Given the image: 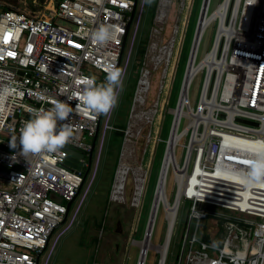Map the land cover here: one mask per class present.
<instances>
[{
    "label": "built area",
    "instance_id": "built-area-1",
    "mask_svg": "<svg viewBox=\"0 0 264 264\" xmlns=\"http://www.w3.org/2000/svg\"><path fill=\"white\" fill-rule=\"evenodd\" d=\"M45 2L40 15L11 8L0 12V264H36L62 223L66 204L78 193L82 173L66 166V150L86 159L102 116L80 101L83 81L95 77L96 84H102L106 66H118L135 5V0ZM209 4V23L199 41L209 28L211 39L199 61L196 51L193 80H188L186 91L183 80L178 95L183 106L176 113V105L173 114L174 137L181 136L164 179L171 172L174 198L179 200L164 264L185 202L188 214L176 264H264V184L249 188L234 175L249 169L255 150L264 144V0H219L214 9H208ZM101 25L114 31L106 45L92 39ZM148 74L144 71L138 81V103L149 90V80H142ZM197 76L200 82L191 105L189 91ZM58 100L74 109L67 121L73 130L70 142L59 153L29 156L26 161L18 137L31 118L29 109L47 110ZM14 137L16 148L10 146ZM79 162L85 169L87 162ZM211 220L223 233L218 247L201 239L203 224ZM166 221L169 225V212Z\"/></svg>",
    "mask_w": 264,
    "mask_h": 264
},
{
    "label": "rangeland",
    "instance_id": "rangeland-1",
    "mask_svg": "<svg viewBox=\"0 0 264 264\" xmlns=\"http://www.w3.org/2000/svg\"><path fill=\"white\" fill-rule=\"evenodd\" d=\"M45 1L0 0V10L1 7H8L25 14L40 15L44 11ZM202 2L203 0H148L130 70L108 134L107 152L104 154L95 188L91 191L74 229L62 240L51 264L138 263L139 243L144 238L160 178L174 119L172 111L178 103ZM218 2L219 0H211L210 8L214 9ZM143 4L144 0H139L122 59L121 68L124 71L130 58ZM211 34V29H207L200 43L198 61L207 51ZM168 50L171 52L169 58ZM144 71L149 72L146 79L149 80L150 87L138 97L141 103L135 108L138 81L141 80ZM199 82L200 77L197 76L191 84L189 91L191 105L197 95ZM109 116L110 113L104 115L101 121L93 167ZM186 122L183 120V126ZM162 126H164L163 129ZM124 139H129L130 143L127 146L124 145L125 153L121 155ZM180 153V148H177V160L180 159ZM122 169L126 171L124 188L122 194L115 195L116 190L113 191L112 188L114 184L116 185L117 174ZM95 172L94 168L88 175L79 197L72 205L66 224L55 231L50 240L49 249L40 258V264H48L53 246L60 235L72 224L95 177ZM149 175L150 180L145 196H136L139 187L142 189L146 187L145 181ZM172 185L173 176L169 172L165 191L170 204L173 203L175 195ZM210 209L219 211L215 208ZM187 214L188 203L185 202L174 234L168 264H176ZM223 221L222 219L221 222ZM206 222L209 226L207 230L205 228V233L208 234L209 241L220 243L222 231L217 229L215 221ZM168 227L165 207L160 204L150 239L151 248L148 249L144 264L159 263L161 256L157 249L166 243ZM118 228L120 232H117ZM194 228L193 223L191 233ZM201 236H203V228ZM170 243L171 235L168 249ZM117 245L118 250H116Z\"/></svg>",
    "mask_w": 264,
    "mask_h": 264
},
{
    "label": "clouds",
    "instance_id": "clouds-1",
    "mask_svg": "<svg viewBox=\"0 0 264 264\" xmlns=\"http://www.w3.org/2000/svg\"><path fill=\"white\" fill-rule=\"evenodd\" d=\"M114 35L109 25H101L92 33V39L101 45L108 44ZM124 74L116 65L106 66L105 82L97 85L95 77L85 78L83 95L80 101L95 115H108L117 103V89ZM80 103H77L78 109ZM74 109L67 103L55 101L47 110L29 109L30 119L24 122L19 133L20 154L27 161L29 156L59 153L71 140L73 130L67 123ZM16 148V138L10 142ZM249 169L234 173L238 180L251 188L264 184V144L255 150V158L249 161ZM202 215V213H200ZM218 247V242H213Z\"/></svg>",
    "mask_w": 264,
    "mask_h": 264
},
{
    "label": "water",
    "instance_id": "water-1",
    "mask_svg": "<svg viewBox=\"0 0 264 264\" xmlns=\"http://www.w3.org/2000/svg\"><path fill=\"white\" fill-rule=\"evenodd\" d=\"M147 2H148V0H144L143 9H142L141 17H140V20L138 22V27H137V30H136V33H135V38H134V42H133L130 58H129L128 63L126 65V67H125V71H124V74H123V77H122V80H121V84H120V86L118 88L117 103H116L115 107L113 108V110L110 112L109 119H108V121L106 123V127H105V130H104V135H103V139H102V145H101L100 153H99V156H98V159H97V163H96L95 177H94V179H93V181H92V183H91V185H90V187H89V189L87 191V194H86V196L84 198V201H83L80 209L78 210V212H77V214H76L71 226L64 233H62L60 235V237L58 238V240L56 242V245L54 246V249L52 250L50 259L48 261V264H51L52 259H53L54 255H55L56 251H57V248H58L61 240L65 236H67L73 230L74 226L77 224V221H78L77 219H78L79 215L81 214V212L83 210V207H84V205H85V203H86V201H87V199H88L91 191L93 190V188L95 186V183H96V181L98 179L99 172H100V169H101V166H102V162H103V157H104V154L106 152L108 134H109V132L111 130V124H112L114 115L116 113V109H117L118 104H119L120 96H121L124 84L126 82L129 70H130L131 60H132V57H133V52L135 51V46L137 44L139 31L141 29V23L143 21V17L145 15L146 7H147ZM208 4H209V0H203L202 6H201V10H200V14H199L197 27H196V32H195V35H194L192 48H191V52H190V56H189V60H188V65H187L185 73L188 72L189 68L191 67L193 59H194L195 54H196L198 43H199L198 40L200 39L199 37L201 35V31H202V28H203L205 13H206ZM137 7H138V0H135L134 9H133V12H132V14L130 16L129 22L127 24L126 34H125L124 39H123V44H122V48H121V54H120V58H119V61H118V66H117L119 68H121V65H122V58L124 56V52H125L126 45H127V42H128L129 34H130V31H131V28H132V24H133L134 19H135V15H136V12H137ZM186 74L184 76V82H183V89L184 90L183 91H186V88H187V85H188L189 74L187 76H186ZM103 116L104 115L101 116L100 121H102ZM176 123H177V117H175V119H174V125H173V131H172V134H171V138H172V136L174 137ZM99 134H100V126L97 127L96 134H95L94 138L91 141V150H90V152H89V154H88L86 159L84 158V155L82 153H80V152L73 151V150H66V152H67V158H66V162H65L66 166L68 168H70L71 170H73V171L82 173V184H81V187H80L78 193L74 197V199L66 204V215H65L62 223L57 227V229L55 231H57L59 228L63 227L64 224H66V222L68 220V217H69V214L71 212L72 205L75 202V200L79 197V195L81 193V190H82V188H83V186H84V184L86 182V179L88 178V175L91 173V171L93 169L94 153H95V149H96V146H97ZM171 138H170V141H171ZM79 161H86L87 162V166H86L85 169H83V163H81ZM164 177H165V170H164V168H162L161 173H160V178H159V181H158V184H157V188H156V191H155V194H154L155 196L153 198V203H152L151 212H150L149 220H148V223H147L146 231H145V234H144L143 241L141 242L142 245L141 246L139 245V247H140V256H139V260H138L137 264H143L144 263L145 255H146L147 250H148V248L150 246V239H151L153 227H154L156 216H157L158 206H159V194L161 192L164 193L163 192L164 191L163 190V188H164ZM52 198L56 202H58L60 204L62 203L61 198H58V197H55V196L52 197ZM55 231H54V233H55ZM119 231L120 230L118 228L117 232H119ZM54 233L49 238L48 243L51 240V238L54 235ZM118 248L119 247L117 245L116 246V250H118ZM47 250H48V244H47L45 250L42 252V254L38 255V257L36 258V264H39L41 256L43 254H45L47 252Z\"/></svg>",
    "mask_w": 264,
    "mask_h": 264
},
{
    "label": "bare ground",
    "instance_id": "bare-ground-1",
    "mask_svg": "<svg viewBox=\"0 0 264 264\" xmlns=\"http://www.w3.org/2000/svg\"><path fill=\"white\" fill-rule=\"evenodd\" d=\"M210 1L211 0H209V3H210ZM228 0H226V2H227ZM209 8H210V4H209ZM208 8V9H209ZM209 14H210V12H209V10H208V12H207V14H206V16H205V18H204V24H203V28H202V31H201V35H200V37L199 38H202V36H203V33H204V31H205V28H206V26H207V24L209 23L208 22V16H209ZM201 40V39H200ZM199 41V40H198ZM199 42H201V41H199ZM200 47V46H199ZM199 47H198V50L197 51H199ZM170 54H171V52H170V50H168L167 51V56H168V58H169V56H170ZM197 57H198V52H197V54H196V59H197ZM187 73V74H186ZM185 74H186V76L189 74L190 76H189V79L188 80H193V74H194V69H193V65H191V67L189 68V70H188V72H186ZM142 80H147V79H142ZM189 85V84H188ZM184 94V93H183ZM182 94V96H184ZM183 98H181V99H179L178 100V103H177V105H178V109H177V112H176V109L174 110V111H172V113L174 114L175 112L176 113H178L181 109H182V106H183ZM181 135L180 134H178V133H176V135H175V137H173L172 136V138H171V141H170V149L167 151V154H166V159H165V163H164V170H166V167H167V165H169L171 162H173V155H174V147H175V144H176V142H177V140L179 139V137H180ZM174 139V140H173ZM168 140V139H167ZM169 141V140H168ZM172 142H173V144H172ZM167 144H168V142H167ZM167 171H168V169H167ZM118 172V171H117ZM167 173V172H166ZM125 176H126V171L124 170V169H122V171H119L118 172V174H117V183H116V185L114 186L115 188V195L116 194H122V190H123V184L125 183L124 181H125ZM166 179H167V174H166V178L164 179L165 181H166ZM165 181H164V185H165ZM165 188L166 187H164L163 188V190H164V193H160L159 194V203L160 204H163L164 205V207H165V210H166V212H169V216H170V225H168L169 227H168V232H167V238H166V243L162 246V247H159L157 250H158V252H159V254H160V261H159V263L158 264H164V261L166 262V257H167V251H168V242H169V237H170V233H171V222H172V219H173V213H174V210H175V208H176V206H177V204H178V200H179V197H176V200H175V198H174V200H175V204L173 205L172 204V202H171V204L167 201V199H166V195H165ZM141 192V191H140ZM159 193V192H158ZM139 195V190L137 191V194H136V196H138ZM140 196V195H139ZM135 201H137L136 199H135ZM174 202V201H173ZM159 204V205H160ZM158 209H159V206H158ZM170 211H172V212H170ZM139 245L141 246L142 245V243H139ZM149 248H151V245L149 246ZM148 248V249H149ZM147 252H148V250H147ZM147 255H148V253H146V255H145V259H146V257H147ZM145 259H144V263H145ZM143 263V264H144Z\"/></svg>",
    "mask_w": 264,
    "mask_h": 264
},
{
    "label": "crops",
    "instance_id": "crops-1",
    "mask_svg": "<svg viewBox=\"0 0 264 264\" xmlns=\"http://www.w3.org/2000/svg\"><path fill=\"white\" fill-rule=\"evenodd\" d=\"M149 87H150V86H149ZM138 105H140V103H138V101H135V103H134V107L137 108ZM163 128H164V126H162V129H163ZM160 129H161V128H160ZM127 137H128V136H127ZM129 138H131V137H129ZM129 143H130V140H129V139H126V140L124 139V144H123V149H122V153H121V155L125 153V151H124V145L127 146ZM101 145H102V143L100 144V147H99V151H98L97 159H98V156H99V153H100ZM107 145H108V144H107ZM106 152H107V149H106ZM121 155H120V157H121ZM97 159H96V161H95V165H94L93 169H94V168L96 169ZM152 164H153V163H152ZM149 180H150V175H149V177H147V180L145 181V182H146V187H144L143 189L139 187V195H140V196H143V197L145 196L146 191H147V187H148ZM114 186H115V184H114ZM114 186H113V188H112L113 191H114ZM94 188H95V187H94ZM123 188H124V187H123ZM137 191H138V190H137ZM140 191H141V192H140ZM136 194H137V193H136ZM139 195H138V196H139ZM140 207H141V206H140ZM70 226H71V225H70ZM118 226H119V223H118ZM74 227H75V226H74ZM73 229H74V228H73ZM119 232H120V231H119ZM65 237H66V236H65ZM65 237H64V238H65ZM64 238H63V239H64ZM63 239H62V240H63ZM62 240H61V242H62ZM61 242H60V244H61ZM60 244H59L58 248L61 246ZM55 245H56V243H55ZM55 245H54V246H55ZM49 246H50V243H49V245H48V249H49ZM54 246H53V249H54ZM58 248H57V250H58ZM53 249H52V250H53ZM118 249H119V248H118ZM53 258H54V257H53ZM169 259H170V256H169ZM169 259H168V262H169ZM52 260H53V259H52ZM167 264H168V263H167Z\"/></svg>",
    "mask_w": 264,
    "mask_h": 264
},
{
    "label": "trees",
    "instance_id": "trees-1",
    "mask_svg": "<svg viewBox=\"0 0 264 264\" xmlns=\"http://www.w3.org/2000/svg\"><path fill=\"white\" fill-rule=\"evenodd\" d=\"M39 1H42V0H39ZM7 9H9V8H8V7H1L0 12H1V11H5V10H7ZM208 226H209V225H208L207 222H205V223L203 224V236H202L201 239H202L204 242H210V241H209L208 234L205 233V228H206V230H207Z\"/></svg>",
    "mask_w": 264,
    "mask_h": 264
}]
</instances>
